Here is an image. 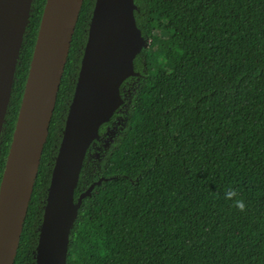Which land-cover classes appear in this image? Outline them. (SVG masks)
<instances>
[{"label": "trees", "instance_id": "1", "mask_svg": "<svg viewBox=\"0 0 264 264\" xmlns=\"http://www.w3.org/2000/svg\"><path fill=\"white\" fill-rule=\"evenodd\" d=\"M45 1L32 0L0 135V181ZM95 1L81 5L13 264H36ZM133 1L151 42L85 153L74 202L105 181L82 200L66 264H264V0Z\"/></svg>", "mask_w": 264, "mask_h": 264}, {"label": "water", "instance_id": "2", "mask_svg": "<svg viewBox=\"0 0 264 264\" xmlns=\"http://www.w3.org/2000/svg\"><path fill=\"white\" fill-rule=\"evenodd\" d=\"M83 0H46L0 181V264H13L46 142L59 85ZM32 0H0V135ZM133 0H96L81 68L53 168L36 264H66L69 233L83 198L74 202L85 153L122 105L120 85L148 45Z\"/></svg>", "mask_w": 264, "mask_h": 264}, {"label": "clouds", "instance_id": "3", "mask_svg": "<svg viewBox=\"0 0 264 264\" xmlns=\"http://www.w3.org/2000/svg\"><path fill=\"white\" fill-rule=\"evenodd\" d=\"M236 196L235 191H228L226 193V198L233 199ZM235 207H237L240 211H243L245 209V203L243 200H236L235 201Z\"/></svg>", "mask_w": 264, "mask_h": 264}, {"label": "rangeland", "instance_id": "4", "mask_svg": "<svg viewBox=\"0 0 264 264\" xmlns=\"http://www.w3.org/2000/svg\"><path fill=\"white\" fill-rule=\"evenodd\" d=\"M153 40V39H152ZM153 41H156V42H163L162 38H158V39H154ZM151 42V39L146 41L147 45Z\"/></svg>", "mask_w": 264, "mask_h": 264}]
</instances>
